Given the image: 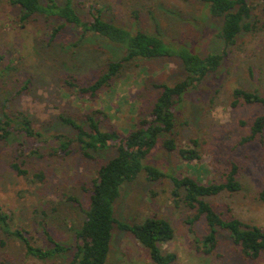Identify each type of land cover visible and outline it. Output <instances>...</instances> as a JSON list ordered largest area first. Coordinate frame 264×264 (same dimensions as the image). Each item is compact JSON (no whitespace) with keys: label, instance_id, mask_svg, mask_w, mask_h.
Returning a JSON list of instances; mask_svg holds the SVG:
<instances>
[{"label":"rangeland","instance_id":"374dc122","mask_svg":"<svg viewBox=\"0 0 264 264\" xmlns=\"http://www.w3.org/2000/svg\"><path fill=\"white\" fill-rule=\"evenodd\" d=\"M58 2L62 4L64 0ZM75 6L85 20L91 18L90 8L97 7L105 20L132 32L160 35L167 43L187 46L202 57L210 53L223 56L217 73L186 93L177 105L174 132L169 135L184 148L192 147L191 141L196 140L200 159L188 162L176 151H167L162 145L166 135L160 138L145 165L206 184L221 183L236 164L241 189L222 192L207 201L224 218H237L264 229V132L255 141L242 143L251 134L254 120L264 115V106L233 105L236 88L264 96V31L243 32L234 45L226 46L221 37L223 21L211 16L206 4L198 0H77ZM18 14L9 0H0V70H4L0 79V115L4 110L23 111L44 133L75 137L76 131L63 124L59 116L66 114L83 123L88 114L98 112L104 118V131L126 136L151 112L160 92L155 85H174L186 77L177 59H138L126 63L116 84L96 98L68 92L62 78L74 76L88 86L109 61L121 59L124 50L74 26L65 27L51 40L52 27L59 21L35 16L21 27L17 24ZM253 17L262 20L260 9ZM29 78L30 87L16 96ZM20 142L19 138L13 140L0 152V208L13 218L11 228L26 230L35 245L51 247L48 232L55 240L73 246L74 229L83 223V210L89 205L92 181L99 168L116 156L117 149L91 152L93 158H88L75 142L70 155L53 156L48 149H42L41 157H29L30 149H26L18 157ZM14 163L27 174L15 171ZM40 173L44 180L35 177ZM121 188L114 205L117 220L133 224L160 216L171 223L174 239L162 248L177 255L172 264H264V253L256 262L246 260L225 231H221L218 248L212 255L197 251V240L188 223L194 211L174 203L169 177L150 181L142 173ZM194 228L199 238L207 233L204 219ZM72 259L73 254L46 261L28 257L21 242L0 228V264H70ZM106 264L155 263L131 233L116 229Z\"/></svg>","mask_w":264,"mask_h":264},{"label":"trees","instance_id":"16d2710c","mask_svg":"<svg viewBox=\"0 0 264 264\" xmlns=\"http://www.w3.org/2000/svg\"><path fill=\"white\" fill-rule=\"evenodd\" d=\"M75 1L64 0H9L19 11L18 26L25 27L35 16H44L46 21H59L52 27L51 40L68 26L82 29L85 33H92L103 37L110 44L124 50V56L119 60L109 61L105 70L92 84L85 86L76 77L66 76L61 79L63 87L77 95H85L93 99L101 91L111 89L117 82L124 65L138 59L172 58L181 62L186 77L181 82L157 84L160 91L153 104L151 112L141 118L129 130L126 136L117 131H104V118L98 112L90 113L83 123L61 114L59 119L65 125L76 131V136L66 134H47L35 128L33 120L23 111L4 110L0 115V152L13 140L20 139L18 157H22L26 149H30L27 156L41 157L42 149L49 150L51 155H70L73 143H78L85 157L93 158L91 152H99L114 147L117 149L115 157L103 164L92 181L89 205L84 209L85 218L81 226L74 229L75 244L68 246L55 240L47 232V239L52 244L49 248L35 245L27 236L26 230L11 228L13 218L0 208V228L4 233L15 237L23 245L28 257L39 261L66 258L73 254L70 264H106L111 253L114 231L131 233L134 238L149 252L155 264H172L177 255L165 252L162 245L174 239L175 231L171 223L160 216L145 218L142 222L127 224L115 217L114 205L120 198L122 186L138 179L146 173L150 181H158L169 177L173 183L172 196L177 206L184 205L194 211V216L188 220L195 239L197 251L204 255H212L218 248L220 233H228L233 244L239 248L246 260L256 262L264 253V229L257 225L242 222L237 218H224L208 197L222 192H237L241 189L239 181V167H233L224 175L221 183L210 182L204 184L190 176L177 177L166 174L158 168L145 165L146 158L158 146L160 138L168 135L162 142L169 151H176L182 160L191 162L200 159L198 142L192 140V147H180L173 137L175 128V110L186 93L196 89L211 74L217 73L223 61V56L210 53L205 57L193 52L184 45H173L164 41L160 35L149 34L144 31L132 32L114 21L105 20L102 10L91 7L89 20L83 19L76 10ZM206 4L211 16L223 21L221 37L226 46L234 45L243 32L258 33L264 31V0H198ZM260 9L261 19L254 18L255 10ZM261 23V25H260ZM2 59V58H1ZM4 70H0V79ZM29 78L25 85L17 92L21 95L31 84ZM236 106L239 103L264 106V96L257 91L249 92L241 88L233 91ZM264 132V115L257 117L251 128V134L242 143L255 141ZM12 168L19 174H27L17 163ZM39 180H44V174H35ZM264 198V192H263ZM70 200L79 203L75 198ZM81 205V204H80ZM204 219L207 233L199 238L196 235V222ZM41 225L44 227V223ZM193 227V228H192ZM46 229V225L44 227Z\"/></svg>","mask_w":264,"mask_h":264}]
</instances>
